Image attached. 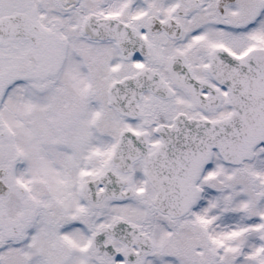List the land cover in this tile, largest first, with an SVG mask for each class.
<instances>
[{
	"label": "snow or ice",
	"instance_id": "obj_1",
	"mask_svg": "<svg viewBox=\"0 0 264 264\" xmlns=\"http://www.w3.org/2000/svg\"><path fill=\"white\" fill-rule=\"evenodd\" d=\"M0 264H264V0H0Z\"/></svg>",
	"mask_w": 264,
	"mask_h": 264
}]
</instances>
